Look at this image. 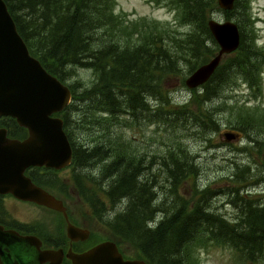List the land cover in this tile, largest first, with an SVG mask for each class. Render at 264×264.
<instances>
[{
    "label": "trees",
    "instance_id": "obj_1",
    "mask_svg": "<svg viewBox=\"0 0 264 264\" xmlns=\"http://www.w3.org/2000/svg\"><path fill=\"white\" fill-rule=\"evenodd\" d=\"M174 1L182 22L190 27L184 37L169 36L166 24L161 23L154 24L155 33L141 34L137 27L131 29L128 21L115 14L116 0H5L31 54L50 73L65 83L71 77V66L89 67L96 73V80L84 89H79V85H85L82 82L67 83L73 99L60 115L73 147L71 181L82 202L94 211L109 233L150 264H198L194 257L198 250L212 245L230 249L240 264L256 262L264 257V202L249 199L248 194L238 196L240 189L231 188L230 194L235 195L231 202L241 206L239 217L229 219L212 209L210 189L202 190L196 184L199 169L195 161L177 145L183 130L202 125L206 128L204 119H208L209 112L198 113L188 105L168 109L169 101L160 83L180 72L181 61L190 60L189 75L218 53L219 46L208 25L211 13L219 9L218 2ZM249 5V0H236L234 8L225 11L227 18H235L241 31V43L201 86L203 94L194 92L198 105L201 98L205 101L217 92L219 86L215 84L221 85L237 75L243 76L257 91L256 98L261 95L264 48L256 44ZM239 10L244 17L241 20L235 16ZM247 23L251 33H246ZM154 96L162 101L156 111L148 100ZM245 108L241 105L232 111L253 117L245 122L247 127L254 130L257 124L264 128V112L258 108L243 110ZM74 109L82 114L77 120L79 128L86 131L92 126L99 128V143H77L78 135L73 130L76 129L72 117ZM124 113L132 123L156 120L164 126L167 138L177 140L169 146L167 156L159 159L163 166L157 178L145 180L142 172L145 173L146 165H142L141 157L134 153L129 155L131 145H125L121 131L124 121L129 120L121 118ZM210 118L212 123V112ZM0 122L7 127L10 136L23 138L27 133L10 116L0 118ZM209 125L216 127L213 123ZM234 127L236 132L244 133V126ZM87 170H94V174ZM262 173L264 170L258 174ZM30 175L46 187L64 186L54 174L50 178L33 172ZM163 175L172 208L166 211L165 218L151 226L159 210L153 204V195L157 194L154 189L160 187L159 178ZM253 175L246 171L236 173L234 182L242 184ZM122 201L126 206L114 216L102 218L98 214L104 212L103 205L110 204L114 208Z\"/></svg>",
    "mask_w": 264,
    "mask_h": 264
},
{
    "label": "rangeland",
    "instance_id": "obj_2",
    "mask_svg": "<svg viewBox=\"0 0 264 264\" xmlns=\"http://www.w3.org/2000/svg\"><path fill=\"white\" fill-rule=\"evenodd\" d=\"M116 1L115 14L119 18H124L128 21L131 29L137 27L141 34L155 33L156 30L153 28L155 23L166 24V29H168L169 36L171 37H184L190 29L189 25L182 22L180 11L176 8V4L172 3L175 2L174 0ZM249 4L253 26L256 31V44L258 47L264 48V0H249ZM218 8L220 10L217 9L211 13L212 18L219 21L230 20L219 5ZM235 14L240 20L244 18L241 10ZM231 20L235 21V18H231ZM250 29V24L247 23V27H245L246 33H251ZM134 39H137L136 35H134ZM229 57L230 55L226 54L222 64L226 63ZM189 61H181L178 66V69H180L179 73L177 71L160 81L164 86L163 93L165 99L169 101L166 107L173 109L172 106L188 105L195 112L200 113L204 111L205 114L209 112V117L208 119H204L206 128L202 125L180 132L177 145L181 146L185 150L184 153L190 155L193 158L192 160L195 161L194 163L199 169L196 175L197 178L199 177V180H197L196 184L202 190L210 189L212 209L229 219L238 218L241 206L234 205L231 202L235 198V195L230 194L231 188L240 189L238 196L242 197L243 194H248L247 198L264 202V173L258 174L259 171L264 170V128L257 124L254 130L251 127H247L248 125L245 122L249 119L252 120L253 117L245 115V113L238 115L232 109L244 105L247 108L243 110L251 108L254 111L258 108V110L264 112V68L262 73V93L259 97L256 98L257 91L244 80V77L237 75L236 78L229 81L226 80L227 82L221 85L215 84L214 86H219L217 92L207 98L208 100L205 99L204 101L201 98V103L198 105L195 102L196 94L194 92L202 95L203 88L192 89L185 84V79L190 75H188ZM69 70V77H71L66 82L68 84L74 82L84 83L85 85L82 84L83 86L79 85V89H84V86H91L96 80V73L92 68L71 66ZM148 100L154 111L161 107L162 101L159 96L158 98L156 96L149 97ZM210 112H212V123L215 124V128L209 125L212 124L210 122ZM236 112L238 113V111ZM81 115V111L73 110V124L76 128L73 130L78 135L77 143L83 145L91 141L99 143L100 138L97 135V131L99 132L98 127L92 126L86 131L77 125V120ZM121 118L126 120L129 119V116L124 113L121 114ZM255 118L260 119V117ZM130 120L124 121L125 124L121 126V131L126 139L125 145L129 146L130 144L132 147H130V151L132 152H129V155H133L134 153L139 159L141 157L142 165H146L145 173L143 174L142 172L145 180L152 179L153 177L157 178L158 170L163 166L159 162V159L167 156L170 149L169 146L176 143L177 140L167 138L166 133L163 131L164 126H161L160 123L158 124L156 120H140L137 123H132ZM235 125L238 127L239 125L244 126V133H241L242 136H240L239 140H225L222 133L233 131ZM162 135L165 136L162 137ZM126 150H129V148H126ZM98 166L102 168V164ZM99 169L100 167L95 168V171L87 170L86 172L94 174L93 171L96 172ZM243 171L251 172V174H254V177H250L247 182L242 184L234 182L236 173ZM57 175L59 177H56L63 181L64 186L58 185L55 188L49 186L50 188H48L56 196L64 198L65 205L71 214V219L79 224L81 228L88 229L91 232L89 239L78 243L77 248L84 249L96 242L108 239L111 235L108 228L95 217L94 211H91L82 202L71 181L70 169ZM142 176L141 179L143 180ZM159 180L161 181L160 187L156 188V190L154 189V192L157 191V194L153 195V204L159 210L155 216V223L152 222L151 226H155L162 218H165L167 216L166 211L172 208V199L169 198V187L165 182L164 175ZM189 187L190 184L188 183L186 188L188 189ZM167 198H169L168 201ZM170 200L171 204H169ZM15 203V201L8 198L4 199V206L0 210V217L7 218L8 213L15 214L17 218L34 224L42 237L57 236L62 240L60 242H67L66 224H64L63 216L60 213L35 204H20L22 206L17 207ZM103 206L104 212L101 211L98 214L102 218H110L117 213L116 211H122L126 203L123 201L119 202L114 208L110 204ZM98 214L97 216H99ZM58 222L61 223L60 226ZM118 244L121 250H124L127 254H134L135 257L138 256L137 251L132 249L128 244ZM194 257L198 259V264H240L237 258H234V254L230 249L215 245L201 248ZM246 264H264V257L262 260L260 259L256 262L248 261Z\"/></svg>",
    "mask_w": 264,
    "mask_h": 264
},
{
    "label": "water",
    "instance_id": "obj_3",
    "mask_svg": "<svg viewBox=\"0 0 264 264\" xmlns=\"http://www.w3.org/2000/svg\"><path fill=\"white\" fill-rule=\"evenodd\" d=\"M236 0H217L222 10H232ZM219 51L208 62L196 68L185 80L189 88L206 83L221 64L224 56L238 49L241 31L233 20L208 22ZM72 100L70 87L50 73L34 57L11 15L5 0H0V117L11 116L28 130L24 139L10 138L0 127V193L47 206L66 214L63 202L35 184L25 175L31 166L61 169L71 164L73 148L64 130L62 112ZM227 141L239 135L223 134ZM89 231L68 224L67 235L72 240H86ZM41 241L21 235L0 225V264H61L63 251L41 250ZM73 264H149L142 259L125 260L113 241L101 242L82 253L70 250Z\"/></svg>",
    "mask_w": 264,
    "mask_h": 264
},
{
    "label": "flooded vegetation",
    "instance_id": "obj_4",
    "mask_svg": "<svg viewBox=\"0 0 264 264\" xmlns=\"http://www.w3.org/2000/svg\"><path fill=\"white\" fill-rule=\"evenodd\" d=\"M3 117H6V116H2L0 118H3ZM2 123V122H0ZM18 124V123H17ZM0 127H5L7 129L6 126H2L0 125ZM7 132H8V137L10 138H17V139H24L27 137L28 133H26V135L23 137V138H19V137H13V136H10L9 135V130L7 129ZM240 139V138H239ZM238 139V140H239ZM157 158V157H155ZM158 159V158H157ZM152 168V167H151ZM69 167L67 168H63V169H60V170H57V169H53V168H45V167H30L28 168L26 171H25V174L30 177L32 179V181L41 186V187H44L45 189H47L48 191H50L57 199L61 200L66 208V214H67V217L65 216V213L61 212V211H57V210H54L52 208H49L47 206H44V205H40V204H37L35 202H32V201H27V200H23V199H19L17 197H15L13 194L11 193H0V210H2V207L4 206V199L6 200V198L10 199V200H13L15 201V205L18 207V206H22L20 204H35L37 206H40V207H45L49 210H52V211H55L57 213H60L62 216H63V220H64V224H66V236H67V242H60L62 241L60 238H58L57 236H50V237H42L40 235V232H38V230L36 229V227L34 226V224H31V223H28V222H25L19 218H17L15 216V214H11V213H8L7 215V218H2L0 217V225H3L5 227V229H12V230H15L16 232H18L19 234L21 235H29V236H33V237H36L38 238L40 241H41V245H40V249L43 251V250H55V251H59V250H62L63 251V259H62V262L61 264H73L71 258L68 257V253L71 251L75 252V253H82V252H85L87 250H89L90 248L94 247L95 245L101 243V242H104V241H113L116 243L117 245V248L119 249V251L121 252V254L124 256V259H137L139 258L138 256L135 257L134 254H127L124 250H121L120 246L118 243H121L117 238H115L112 234L110 235V237L108 239H105L101 242H96L86 248H77V244L78 243H81V242H84V241H87L89 239V237L91 236V232L88 230V229H85V228H82V229H85V230H88L89 231V237L86 239V240H72L68 235H67V227H68V224H73L79 228H81L79 226V224H77L76 222H74L72 219H71V214L69 213L68 209H67V206L65 205V202H64V198L62 197H59V196H56L48 187L44 186V185H41V184H38L33 178L32 176L30 175V172L32 173H35V174H40L42 176H45L46 178H50L52 176V174L56 176H58L57 174L60 173V172H64L65 170H68ZM49 170V171H48ZM59 177V176H58ZM92 211V210H91ZM2 213V212H1ZM92 214V212H91ZM61 222V221H60ZM58 222V225L60 226L61 223ZM57 224V223H56ZM58 226V228H59ZM42 264H51V261H44Z\"/></svg>",
    "mask_w": 264,
    "mask_h": 264
},
{
    "label": "bare ground",
    "instance_id": "obj_5",
    "mask_svg": "<svg viewBox=\"0 0 264 264\" xmlns=\"http://www.w3.org/2000/svg\"><path fill=\"white\" fill-rule=\"evenodd\" d=\"M230 20H231V19H230ZM233 21H234V20H233ZM208 22H209V21H208ZM224 57H225V56H224ZM223 59H224V58H223ZM216 70H217V69H216ZM214 73H215V72H214ZM208 81H209V80H208ZM208 81H207V82H208ZM204 84H205V83H204ZM204 84H203V85H204ZM233 131H234L235 133H237L239 136H242L241 133L236 132L235 130H233ZM233 131H232V132H233ZM223 134H224V133H222V136H223ZM243 135H244V134H243ZM237 139H238V138H237ZM234 141H235V140H234Z\"/></svg>",
    "mask_w": 264,
    "mask_h": 264
}]
</instances>
